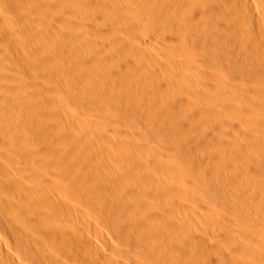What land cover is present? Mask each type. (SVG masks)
<instances>
[{
	"label": "bare ground",
	"instance_id": "obj_1",
	"mask_svg": "<svg viewBox=\"0 0 264 264\" xmlns=\"http://www.w3.org/2000/svg\"><path fill=\"white\" fill-rule=\"evenodd\" d=\"M61 1L0 0V264H264V145L248 127L264 131V0L91 1L138 43L98 9L84 14L90 1ZM18 12L27 21L17 36L6 13ZM78 13L110 37H74ZM10 68L27 76L26 94ZM210 220L221 243L237 229L231 245L252 259L209 257L224 250L199 233Z\"/></svg>",
	"mask_w": 264,
	"mask_h": 264
},
{
	"label": "rangeland",
	"instance_id": "obj_2",
	"mask_svg": "<svg viewBox=\"0 0 264 264\" xmlns=\"http://www.w3.org/2000/svg\"><path fill=\"white\" fill-rule=\"evenodd\" d=\"M44 1H45V0H44ZM63 1H64V0H63ZM76 1H78V0H76ZM87 1H90V3H91V1H93V0H87ZM46 2H47V3L50 2V4H52V5L55 4V3H57V4L59 3L58 5H62V4H60V3H64V2H62L61 0H58V1H57V0H46ZM75 3H76V2H75ZM150 3H151V1H150ZM91 4L93 5V3H91ZM126 4H127L128 6H130V7L132 6V4H130L129 0L126 1ZM92 5H90V8H88V9H91L90 12L88 11V9H87L88 12H87V11L84 12V14L89 15V16H88L89 18L93 19L92 17L95 16V14L98 12V11H97V12L93 11V9H94V10H97V9H98L101 13H104V12H105L104 14H101V13H99V12L97 13L99 16H101V17H103V18H106V19H104V20L102 21V23H104V24L106 23V25H107L108 27L111 26V25H115V24H116V23L113 21V20H115V19H113V18H111L110 16H108L109 14H108V12L106 11V9H104V8L102 7V9H103V11H102L101 7L97 8V6H99V5H95V3H94L93 6H92ZM28 6H29V5H28ZM94 6H95L96 8H95ZM105 6H106V5H105ZM29 7H30V6H29ZM59 7H60V8H59ZM63 7H64V8H62V6H57V7H56V5H55L54 10H55V12L59 13V12H60L59 10L62 9L61 12H60V13H62V12L64 11V9H65V6H63ZM55 8H56V9H55ZM146 8H147V7H146ZM146 8L144 9V11L146 12V15H149V11H148ZM148 9H149V8H148ZM26 11L28 12V7H27V10H26ZM91 11H92L93 13H91ZM78 12H79V11H78ZM6 14H8V19H9L10 16H11V18L9 19V22L7 23L8 25H9V23H11L13 20L15 21V22H12V23H14V27H13V24H12V23L9 25L11 31H13V33H14L15 35H17L18 33H19L18 35H20V33H23V34H24L26 28H24L25 25H23V24H25V21H27V19H24V20H23L22 17H24V18H26V17H25L24 15L22 16V13L19 15V12H18V14H14L15 16H14L12 13H6ZM78 14H79V13H78ZM78 14H77V16H75V19H74V20H75V24H77V23H80V24H81V23H82V26H83V27L80 26V25H78V26H79L78 28H77V26H76V27L74 26V37H79V36H80V37H81V36L83 37V35H84V36L86 35V36H88V37H90V38H96V37H98L99 39L102 38L101 40H103V38H104L105 36L110 37V35H108V33H107V35H106V32H105V34H104V31H103V33H99V32L96 31V30L94 31L95 28H91V27H92L91 24H92V23L94 24V21L91 20V19H89V18H87L88 20H85V19H86L85 16L82 17L81 14H79V15H78ZM92 14H93V15H92ZM105 14H106V16H105ZM17 15H18L17 18H19V20H20V22H21V23H20L21 25H19V21H18V19H17V18L15 19V17H16ZM103 15H104V16H103ZM154 15L156 16V14H154ZM6 16H7V15H6ZM19 16H21V19H20ZM36 16H38V17H37L38 22L36 21V22H37V25H38V23H39V20H40V22H41V21L43 22V20H44V21L47 20V21H46L47 23H46V22H43V23H44L45 25H48V26H43V27H42V25H41V26L38 25V26H39L40 28H42L43 30H46V31L49 30V28L51 27V25H50V23H48V22H50V21H49L44 15H40V18H39V15H36ZM78 16H79V17H78ZM80 16H81L82 18H81ZM90 16H92V17H90ZM13 18H14V19H13ZM83 18H84V19H83ZM107 18H109V20H108ZM21 20H22L23 22H22ZM84 20H85L86 23L84 22ZM107 20H108V21H107ZM76 21H77V22H76ZM78 21H79V22H78ZM90 21H92V23H91ZM113 22H114L115 24H114ZM17 23H18V24H17ZM43 23H42V24H43ZM60 23H61V22H60ZM60 23H59V24L57 23V26H58V27H59V26L62 27V24H60ZM83 23H84L85 25L88 23V24H87V28H86L85 25H83ZM15 24H16V25H15ZM33 24H34V26L36 27V25H35L36 23H33ZM39 24H40V23H39ZM89 25L91 26L90 28H89ZM20 26H21V27H20ZM116 26L119 27V28H122V32H125V33L128 32V33H126V34H127V35L130 34V35H128V36L126 35V36H127V37L130 36L129 38L132 39V41H134L135 43H138L139 39H133V36H134V35L132 34V31H130L129 29H127V28H128L127 26H125V25L122 24V23H118V24H116ZM168 26L170 27V29H168V30H170V32H172V33H176V34H180V35H185V33H183V32L181 31V27H182L181 24H180V25H177V26H175V27L171 26L170 24H169ZM169 27H168V28H169ZM76 28H77V29H76ZM82 28H83L84 30H83ZM79 29H80V30H79ZM15 30H16V31H15ZM20 30H21V31L23 30L24 32H21ZM78 30H79V31H78ZM87 30H88V31H87ZM18 31H20V32H18ZM91 31H92V33H91ZM130 32H131V33H130ZM77 33H78V34L82 33L83 35H82V34L78 35ZM87 33H88L90 36H89ZM98 33H99V34H98ZM125 33H124V34H125ZM75 34H76V35H75ZM103 34H104V35H103ZM18 35H17V36H18ZM93 35H94V36H93ZM98 35H99V36H98ZM131 35H132V36H131ZM95 36H96V37H95ZM107 37L104 38V39H107ZM120 37H121V36H120ZM120 39H121V38H120ZM120 39H119V40H120ZM137 40H138V41H137ZM115 43H116V42H115ZM115 43H114V44H115ZM117 43L119 44L120 41H119V42L117 41ZM118 44H117V45H118ZM92 46H93L94 48L96 47L95 44L92 45ZM112 46H113V45H112ZM112 46H111V49H112ZM109 48H110V47H109ZM111 49H109V50L111 51ZM191 49H192V50H191ZM189 50H190V52H189ZM189 50H187L186 52H185V51H181L182 53H181V52H178V58H180V59H181V58H184V53H185V56H186L187 58H189V59L192 58V55H193V53H192V51H193V47H191ZM209 52H211V51H209ZM213 52H215V51H212V53H213ZM180 53H181V55H180ZM188 54H189V55L191 54V56H189ZM60 55H61V53L59 52V53H58V56H60ZM179 55H180L181 57H180ZM58 56H57V57H58ZM55 58H56V57H55ZM52 59H53V58H52ZM164 60H165L164 66H167V67H166L167 70L172 69V70H170V72H174L175 70H177V71H175L174 73L180 72V68L178 69V67H175L174 65L170 64L171 62H170L169 60H167V59H164ZM167 62H168V63H167ZM109 63H111V62L105 63V64H103V66H106V67H107ZM166 63H167V65H166ZM5 64H6V62H5ZM111 65H112V64H110L109 66H111ZM6 66H9V63L6 64ZM13 66H14V65L11 66V64H10V67H13ZM101 66H102V65H101ZM174 67L177 68V69H175ZM0 68L2 69V66H0ZM53 68H54V67H51V68L49 69V71H50V73L53 75V77H55V76H56L55 73L57 72V70H56V68H54V70H53ZM168 68H169V69H168ZM1 69H0V70H1ZM10 69H11V68H10ZM16 69H17V70H15L14 68L11 69V71H12V70H13V71L15 70L16 72H13V71L11 72V71H9V70H6V72H7V74L10 75V78H11V75H12V74H13L12 77H13V78H14V77L16 78V79H15V78H14V79L11 78V80H13L14 82L10 80V81H9L10 85H15V84H16L17 86H20V87H21V85H25V86H23L24 88H23V90L21 91V93H22V95H23V94H26V93H27L25 87H26L27 85H28L27 87H29L31 84L29 83V80H28L27 76L24 75V74L21 75L19 69H18V68H16ZM174 69H175V70H174ZM52 70H53V71H52ZM18 71H19L20 74L18 73ZM55 71H56V72H55ZM222 72H223V74L225 73V74L223 75L224 77L222 76L223 79H224V78H227V77H228L227 72H225V71H222ZM56 74H57V73H56ZM22 77H23V78H22ZM62 77H63V76H62ZM62 77H61L62 80H61L59 77H55L54 80L58 81V83H59V82H62V83H59V84H64V85H65L66 87H68V88H75L74 85H73V81H72V79L69 77V75L66 76V74H65V76H64L63 78H62ZM17 78H18V79H17ZM57 78L60 79L61 81H60V80H57ZM19 79H22V80H20V82H18ZM186 79H188V78L185 77V78H184V81H185ZM219 79H222V78L219 77ZM219 79H218V81H217V80L212 81V82H213L212 87H214V88H212V89L209 88V89L211 90L210 93H213L212 91H214V92H217V91H218L217 93H220L219 86H215V85H219V83H220V80H219ZM16 80H17V81H16ZM188 80H189V81H188ZM188 80L185 81V82L188 83V84H191V85H192V83L195 84L196 82H197L198 85L201 84V83L198 82V81H194V80H190V79H188ZM192 81H194V82H192ZM40 82H41V80H40ZM50 82H52V83L54 82V81H53V78H52V79H48V80L45 79L44 81L42 80V82H41L42 84H41V85H44V84H45V85L42 87V89H43V88H46V89H47V87H48V88H51L52 83H50ZM212 82H211V83H212ZM53 85H54V83H53ZM217 87H218V88H217ZM215 88H216V90H214ZM80 89H81V90H84V91L86 90L84 85H81V86H80ZM172 91H174V92H179V90H177V88L174 89V90H172ZM46 92H49V91H46ZM0 93H1V94H2V93H3V94H5V93L7 94V92L5 91V89H2L1 86H0ZM14 93H15V91H14ZM49 94H50V92H49ZM28 97H30V95H28ZM30 98H31V99H32V98H35V100H34V99H32V100L36 101L38 97H34V96H33V97H30ZM218 98H219V96L217 97V99H218ZM214 99H215V97L213 96V98L210 99L209 101H212V100H214ZM228 100H229V102L234 103V105H236V104H238V102H240L238 99L235 101V100H232V99H229V98H228L226 101L228 102ZM230 100H231V101H230ZM216 101H218V102L221 104V102H223V98L220 96V99H218V100L215 99L214 102H216ZM243 125H244L245 128L247 127L245 124H243ZM243 125H242V126H243ZM250 125H251V126H250ZM248 127H250V132L253 133V134L256 136V138L258 137L259 140L256 139V140H258L257 142L260 144V141H262L261 143H263V145H264V138H263V137H264V131H263V133H262V129H260V131L256 132V129H257V128L255 129V126H253L252 124H249ZM248 127H247V128H248ZM251 127H253V128H251ZM252 129H254V131H253ZM248 130H249V129H248ZM258 130H259V129H258ZM230 134H232L231 137L229 136ZM229 135L227 134V136H226V140L229 141V142L234 141L233 139H235L234 137H235V135H236V134L234 133V131L230 132ZM233 135H234V137H233ZM261 135H262V136H261ZM228 137H230V139H229ZM232 137H233V138H232ZM243 137H244L243 139H245V136H243ZM227 138H228V139H227ZM241 138H242V137H241ZM231 139H232V140H231ZM246 140H247V141H246ZM243 141H244V140H243ZM245 141H246L247 143H249V142H251V143L253 142V143H254V141H251V139H249V138H248V139H245ZM232 143H233V142H232ZM263 145H262V146H263ZM249 147H251V146H249ZM251 149H252V148H251ZM251 149H248V151H249V152H254V150H256V149H252V151H251ZM255 152L257 153V151H255ZM255 152H254V153H255ZM245 178L247 179V176H246V175H245ZM261 191H262V190H261ZM262 192H264V190H263ZM246 198H248V197H246ZM223 199H224V200L226 199L225 196H223V197L220 198L221 201H224ZM245 200L247 201V199H245ZM245 200L243 201L244 206L248 204V205L245 206V207H252V206H253L252 203L249 202V201H247V203H245V202H246ZM248 200H249V198H248ZM248 202H249V203H248ZM250 203H251V204H250ZM251 205H252V206H251ZM256 209H257V208H256ZM256 211L258 212V210H256ZM192 217H193V216H192ZM192 217H191V215H190L189 218L186 220L187 223H188V227H187V226H186V227H187V228H191V231H192V229H193L192 232H195V233H196V231H195V230H196V229H195V228H196V224L194 223V220L192 219V220H191L192 222L189 220V219L192 218ZM186 218H187V217H186ZM235 218H237V219H236V222L240 225V227H239V225H238V227L242 229L243 233L247 234V233H249L250 230H252V226L249 225V224H246V223H245L246 225H245V227H244V225H243V224H244L243 219H242L240 216H236ZM239 218H240V219H239ZM238 219H239V220H238ZM241 219H242V221H240ZM188 221H189V222H188ZM211 222H212L211 220H210L209 222H206V223H204V221H203V222H202L203 224L201 223L202 226H203L202 229H203L204 227H205L206 229L204 228V229H203L204 231H203L201 228H200L201 230L199 229V231H200L199 233H202V234L204 235V237L208 239V242H209V241H212V239H210V238L207 236L208 233H212V234L214 235V240H216L217 236H220V235H218V234H219V230H218V229H220V226H218V225H216V224H214V223L212 222V225H213V226H215V227L218 226L217 228H215V227H213V226L210 225ZM240 222L243 223V224H242V225H243L242 227H241ZM192 223H193V224H192ZM189 224H190V225H189ZM204 224H207V227L209 228V230H208V228L206 227V225H204ZM194 225H195V228H194ZM184 226H185V225H184ZM192 226H193V227H192ZM183 230H184V229H183ZM214 230H215V231H214ZM216 230H217V231H216ZM244 230H245V231H244ZM246 230H248V231H246ZM185 231L187 232L188 229L184 230V232H185ZM211 231H212V232H211ZM236 231H237V229H236V230H231V233H232L233 235L235 234V235H234V240H235V241L233 240V238H231L232 240H231V241L228 240V241H227V244H226V241H225V243H221L222 241H221L220 237H218L216 241H217V243H219L222 247H224V250H223V248L221 249L220 246H219L218 249H214V248H213L214 250L211 251V252H210V255L208 254V256H209V257H211V256H213V257H214V256H218L220 259H223V258H225L226 256L228 257V255H227L226 253H230V252L233 253V250H234V248H235V246H233V245H236V244H234V243L236 242L237 234H239L238 231H237V232H236ZM205 232H206V233H205ZM233 232H234V233H233ZM241 239H242V238H241V235H240L239 240H241ZM254 239H255V238H254ZM206 241H207V240H206ZM220 241H221V242H220ZM197 242H198V245H202L201 249L203 250V244H204V242L202 241V242H200V244H199V240H197L196 243H197ZM233 242H234V243H233ZM255 242H256V245H254ZM201 243H202V244H201ZM232 243H233V245H231ZM236 243H237V242H236ZM258 243H259V242L255 239V241H254V242L252 243V245H251V247H252L253 249H255L256 251H260V250L262 249V245H261L260 243H259V244H258ZM225 245H227V246H225ZM237 245H238V244H237ZM237 245H236V246H237ZM228 246H232L233 248H232V247H230L231 249H230V248H226V247H228ZM259 246H260L261 248H260ZM199 248H200V246H199ZM229 249H230L231 251H229ZM238 250H239V249H238ZM238 250H234V252H235L234 254H238V256H241V258L244 257V259H246V258H247V259H252V257H251V258H250L249 256L247 257L246 255H244L243 253L239 252ZM187 251H188V250H187ZM214 251H215V252H214ZM223 251H224L225 253L221 254ZM236 251H237V253H236ZM184 252L186 253V251H184ZM184 252H183V253H184ZM189 252H190V251H188V253H189ZM213 252H214V253H213ZM183 253H182V255H183ZM185 253H184V254H185ZM188 253H186L185 256H188V255H187ZM215 253H216V254H215ZM220 254H221V255H224L223 258H222V256H221ZM242 254H243V255H242ZM190 256H191V254L189 253L188 259H193V256H191L192 258H189ZM245 256H246V258H245ZM183 257H184V255H183ZM185 258H187V257H184V259H185ZM147 259H148V258H147ZM154 259H158V258H154ZM194 259H195V258H194ZM225 259H226V258H225ZM227 259H232V258L230 257V258H227Z\"/></svg>",
	"mask_w": 264,
	"mask_h": 264
}]
</instances>
